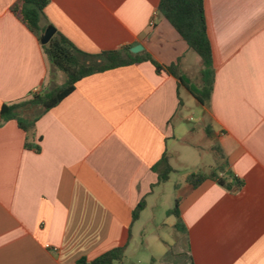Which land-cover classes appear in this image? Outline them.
<instances>
[{"label": "crops", "instance_id": "0c3cea01", "mask_svg": "<svg viewBox=\"0 0 264 264\" xmlns=\"http://www.w3.org/2000/svg\"><path fill=\"white\" fill-rule=\"evenodd\" d=\"M17 1L0 0V108L57 86L40 36L12 10ZM158 2L48 0L40 26L52 25L87 53L140 44L137 53L175 64L198 87L200 57L158 13ZM204 14L214 69L206 104L142 60L78 80L37 118L32 147L14 120L0 124V264L88 262L128 234L122 261L111 264H169L173 246L172 257L185 246L187 264H264V0H204ZM192 107L222 161L208 171L218 166L242 186L228 191L206 179L193 188L185 179L198 170L190 171L161 217L160 191L176 170L171 161L179 145H195L186 139L195 129L184 126ZM163 154L172 171L159 183ZM176 199L180 227L169 212ZM130 246L160 251L146 262L126 260Z\"/></svg>", "mask_w": 264, "mask_h": 264}, {"label": "trees", "instance_id": "16d2710c", "mask_svg": "<svg viewBox=\"0 0 264 264\" xmlns=\"http://www.w3.org/2000/svg\"><path fill=\"white\" fill-rule=\"evenodd\" d=\"M48 0H18L12 10L26 24L30 31L40 36L43 28L40 26V19L43 16V8ZM157 11L174 27L177 33L200 57L201 70L199 72L200 86L195 87L184 79L177 72L175 64L162 66L155 62L148 54L132 53L128 47L121 49L103 50L98 53H87L76 48L65 36L56 32L51 39L41 44L42 51L49 64L65 75L64 83L60 86L52 87L43 93H33L28 98L3 104L0 108V124L14 120L18 127L26 133V147H32L28 138L33 134L35 121L37 118L56 105L62 98L68 95L81 78L94 72L102 71L121 65L132 64L142 60H150L157 71H165L180 79L181 83L190 91L196 100L204 105L207 103L214 81V69L212 66V53L206 30L204 14V0H159ZM34 112V115H30ZM209 136L211 130L209 126L204 127ZM38 150V144L33 146ZM216 147V151H217ZM221 155V154H220ZM158 182L168 179L172 171L165 154L162 155L158 165ZM218 171L222 173L219 174ZM212 179L228 191L239 189L242 181L230 173H226L220 168H211L208 172L196 171L186 176V182L193 188L200 185L204 180ZM144 207V200H140L132 211V221L136 220L140 211ZM178 200H175L174 207L169 211L178 218L176 227H180L178 214ZM127 240L117 245L98 257L86 261L78 260L77 264H111L121 262Z\"/></svg>", "mask_w": 264, "mask_h": 264}, {"label": "rangeland", "instance_id": "374dc122", "mask_svg": "<svg viewBox=\"0 0 264 264\" xmlns=\"http://www.w3.org/2000/svg\"><path fill=\"white\" fill-rule=\"evenodd\" d=\"M57 86H60L64 83L65 75L57 71ZM30 115H34V112H30ZM190 117V120H184V126L186 129V133L192 128L195 129V132H190L186 134V139L195 145H179L180 152L177 157H175L171 161V165L176 169L174 173L170 175V181L165 183L162 187L163 189L160 191V201L159 208L156 212L160 213L161 217L163 216V208L167 205H173L172 202V194L177 191L179 194H182L183 187L185 184L184 176L190 171H202L207 172L209 166L221 165V160L218 154H216V147L210 146L216 141H211L207 139L205 130L200 128V111L196 110L194 107L188 108L185 110V118ZM217 158V159H216ZM218 167V166H217ZM221 174V171H218ZM173 183H178L177 187H173ZM146 216V215H144ZM151 231V226L147 225L145 232L149 233ZM137 236V237H136ZM136 240L140 239V236L136 235ZM168 236V235H167ZM139 242V241H138ZM173 246V249L168 253V263L169 264H187L188 258L186 255L185 246L183 247V251L178 253V257H172L174 253L178 250ZM160 251L157 250L155 246H130L127 249L125 259H140L143 262H146V257L149 256L150 253L156 255ZM172 258V259H171ZM146 264V263H144Z\"/></svg>", "mask_w": 264, "mask_h": 264}, {"label": "water", "instance_id": "95a60500", "mask_svg": "<svg viewBox=\"0 0 264 264\" xmlns=\"http://www.w3.org/2000/svg\"><path fill=\"white\" fill-rule=\"evenodd\" d=\"M54 33H55V28L52 25L47 26L39 37L40 43L41 44L47 43L51 39ZM129 49L132 53H137L142 50V46L140 44H136L130 47Z\"/></svg>", "mask_w": 264, "mask_h": 264}, {"label": "built area", "instance_id": "2783aa9c", "mask_svg": "<svg viewBox=\"0 0 264 264\" xmlns=\"http://www.w3.org/2000/svg\"><path fill=\"white\" fill-rule=\"evenodd\" d=\"M36 92H38V90H37V89H35V90H34V93H36ZM190 119H191V118H190Z\"/></svg>", "mask_w": 264, "mask_h": 264}]
</instances>
